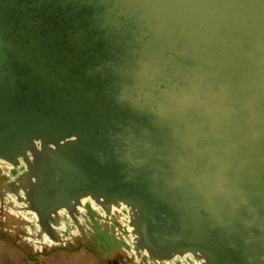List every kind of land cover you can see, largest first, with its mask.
I'll return each mask as SVG.
<instances>
[{
    "label": "water",
    "instance_id": "obj_1",
    "mask_svg": "<svg viewBox=\"0 0 264 264\" xmlns=\"http://www.w3.org/2000/svg\"><path fill=\"white\" fill-rule=\"evenodd\" d=\"M0 161L54 241L90 199L148 263L264 264V0H0Z\"/></svg>",
    "mask_w": 264,
    "mask_h": 264
},
{
    "label": "rangeland",
    "instance_id": "obj_2",
    "mask_svg": "<svg viewBox=\"0 0 264 264\" xmlns=\"http://www.w3.org/2000/svg\"><path fill=\"white\" fill-rule=\"evenodd\" d=\"M18 172L0 161V264H151L135 253L126 207H114L106 214L86 199L76 221L62 220L59 241L50 239L36 214L7 188ZM165 264H195V260L187 256Z\"/></svg>",
    "mask_w": 264,
    "mask_h": 264
},
{
    "label": "flooded vegetation",
    "instance_id": "obj_3",
    "mask_svg": "<svg viewBox=\"0 0 264 264\" xmlns=\"http://www.w3.org/2000/svg\"><path fill=\"white\" fill-rule=\"evenodd\" d=\"M85 206V205H84ZM62 217H63V219H66V220H68V219H70V217L66 214V213H62ZM71 220V219H70ZM59 229V227L58 226H55L54 227V230H58ZM62 229V228H61ZM54 232V234H55V231H53ZM44 233V232H43ZM45 235H47L46 233H44ZM48 236V235H47ZM58 236H60L59 234H58ZM49 237V236H48ZM50 238V237H49ZM115 264H119L118 262H116L115 261Z\"/></svg>",
    "mask_w": 264,
    "mask_h": 264
}]
</instances>
